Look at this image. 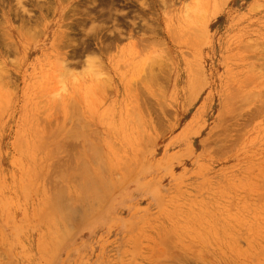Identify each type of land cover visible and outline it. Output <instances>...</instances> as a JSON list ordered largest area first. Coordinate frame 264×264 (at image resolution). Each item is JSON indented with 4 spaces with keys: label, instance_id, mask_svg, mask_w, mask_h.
I'll list each match as a JSON object with an SVG mask.
<instances>
[{
    "label": "rangeland",
    "instance_id": "obj_1",
    "mask_svg": "<svg viewBox=\"0 0 264 264\" xmlns=\"http://www.w3.org/2000/svg\"><path fill=\"white\" fill-rule=\"evenodd\" d=\"M0 264H264V0H0Z\"/></svg>",
    "mask_w": 264,
    "mask_h": 264
},
{
    "label": "bare ground",
    "instance_id": "obj_2",
    "mask_svg": "<svg viewBox=\"0 0 264 264\" xmlns=\"http://www.w3.org/2000/svg\"><path fill=\"white\" fill-rule=\"evenodd\" d=\"M69 128H71V127H69ZM72 129L74 130L73 127H72ZM72 129H70V130H71V133H72ZM82 129H83V128H82ZM82 129H80L81 132H80V131L78 132V129L75 128V132H76V133L73 132V133H75L74 136L79 137V136H82V135H79V134H83V135H84V132L82 133V131H84V130H82ZM66 130H68V128H67ZM64 131H65V129H64ZM69 132H70V131H69ZM77 132H78V133H77ZM65 133H66V132H65ZM65 133H64V134H65ZM67 133H68V132H67ZM64 134H63V135H64ZM68 134H69V133H68ZM68 134H67V136H68ZM77 134H78V135H77ZM67 136H66V137H67ZM68 138H69V137H68ZM75 138H76V137H75ZM62 139H64V138L62 137ZM69 139H71V138H69ZM72 139H73V138H72ZM60 142H61V141H60ZM60 142H59V143H60ZM65 142H66V141H63L64 144L67 143V142H66V143H65ZM63 143H62V145H63ZM67 145H68V144H66L64 147H61V150H62V148H63L64 151H65V150H66V152L69 151V150H67V149H68L70 146H68V147L65 149V147H66ZM71 145H72V144H71ZM87 146H88V145H87ZM87 146H86V149H87V150H88L89 148H91V146L88 147V148H87ZM70 148H72V147H70ZM57 150H58V149H57ZM63 150H62V151H63ZM87 150H86L85 152L87 153V155L91 156L90 158H92V155L95 156L96 153H97V152H96L97 150L94 149V148H92V150H93L94 152H90V151H92L91 149H89V150H90L89 152H88ZM59 151H60V150H59ZM71 151H72V150H71ZM82 151H83V150H82ZM55 152H56V151H55ZM60 152H61V151H60ZM56 153H58V152H56ZM56 153H55V154H56ZM73 153H74V152H73ZM92 153H93V154H92ZM94 153H95V154H94ZM80 154H84V153L82 152V153H80ZM91 154H92V155H91ZM99 154H100V153L98 152V153H97V156H98ZM58 155H60V154H57V156H58ZM66 155H67V154H66ZM85 155H86V154H85ZM87 155H86V156H87ZM67 156H68V155H67ZM81 156H83V155H81ZM68 158H69V156H68ZM68 158H66V159H68ZM74 159H75V157H74ZM76 159H77V158H76ZM97 159H98V160H97V162H98L97 164H98L99 169L101 168V169H100V171H101L103 165L100 166V165H99V162H100L101 160H100L99 158H97ZM99 160H100V161H99ZM77 162H78V161H77ZM81 162H82V160H81ZM101 162H102V161H101ZM102 163H103V162H102ZM102 163H100V164H102ZM78 164H79V163H78ZM81 165H82V167L85 168V165L83 166V163H81ZM78 166H79V165H78ZM76 169H77L78 171H82L81 168H80V169L76 168ZM69 170H70V169H69ZM86 170H87V169H85V171H86ZM104 170H105V167H104L103 170L101 171V173L103 172V174H101L102 177H100L101 179H99V175H100V174H94V176H97V177H98V178H96V177H94V178L99 179V181L101 180V181H100L101 184H102V181H103V184L106 183V181H104V179L107 180V179H106L107 176L105 177L106 174L104 173V172H105ZM85 171H82V172H81L82 175L85 174V173H83V172H85ZM66 172L68 173V170H67ZM86 172H88V171H86ZM89 173L91 174L92 171H91V172L89 171V172L87 173V174L89 175V178H90V176H91L92 174L90 175ZM97 173H98V172H97ZM60 174H61V177H62V178L65 176V175H64L65 173L63 174V172H62V173H59V175H60ZM62 174H63V176H62ZM87 174H85V176H83V177L88 176ZM104 174H105V175H104ZM79 175L81 176V174H79ZM103 175H104V176H103ZM57 177H58V174H57ZM66 177H67V176H66ZM66 177H64V178H66ZM103 177H104V179L102 180ZM58 178H60V176H59ZM87 178H88V177H86V180H88L87 182H88L89 184L85 182V185L88 184V185L90 186V187H89V186L87 185L88 188H90V189L92 188V189H93V188H96V187L98 186V187H97V191H98V190L102 187V186H101V187L99 186V185H101V184L96 183V182H97L96 179H95V181H94V179H93V181H94L95 183H94L93 181H92V182H93V183H92L91 181L89 182V178H88V179H87ZM92 178H93V177H92ZM92 178H91V179H92ZM91 179H90V180H91ZM84 180H85V179H84ZM90 183L93 184V185H91ZM98 184H99V185H98ZM103 184H102V185H103ZM95 185H97V186H95ZM82 187H83V186H82ZM87 187H83V188H85V189H83V191H85V190L88 191L89 189L87 190V189H86ZM99 187H100V188H99ZM56 190L58 191L57 188H56ZM56 190H55V192H56V194H57L58 192H57ZM94 190H95V191H93V190H92V191H93V196L95 197V195H96L95 193H96L97 191H96V189H94ZM88 192H89L90 195H91L92 192H91L90 190H89ZM98 192H99V191H98ZM59 193H60V192H59ZM85 193H86V192H84V194H85ZM89 193H87V194H89ZM87 194H85V195H86V197H88V199H89V196H90V195H87ZM99 195H100V194H99ZM93 196H92V197H93ZM58 197H60V195H58ZM56 198H57V197L54 196L53 199H56ZM90 198H91V196H90ZM57 199H58V198H57ZM57 199H56V201H53V202L55 203V206L58 207V208H56L55 210H59V209H61V212H63L62 209H64L65 206H63V202H62V204H61V201H60L61 199H60V198H59V199H60V200H59L60 202H59ZM57 201L59 202V205H62L61 208H59V205H56V204H58ZM54 203L52 204V207L54 206ZM55 206H54V207H55ZM64 210H65V209H64ZM65 211H66V210H65Z\"/></svg>",
    "mask_w": 264,
    "mask_h": 264
},
{
    "label": "clouds",
    "instance_id": "obj_3",
    "mask_svg": "<svg viewBox=\"0 0 264 264\" xmlns=\"http://www.w3.org/2000/svg\"><path fill=\"white\" fill-rule=\"evenodd\" d=\"M62 91H63V92H66L67 90H66V89H62ZM60 96H61V93L58 92V93L55 94V97H54V98L59 99Z\"/></svg>",
    "mask_w": 264,
    "mask_h": 264
}]
</instances>
